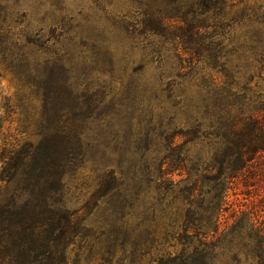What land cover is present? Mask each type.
<instances>
[{
    "label": "rangeland",
    "instance_id": "1",
    "mask_svg": "<svg viewBox=\"0 0 264 264\" xmlns=\"http://www.w3.org/2000/svg\"><path fill=\"white\" fill-rule=\"evenodd\" d=\"M198 1L0 0V175L16 174L0 182V210L42 206L36 177L57 176L46 202L79 222L57 264H162L197 245L181 241L186 199L215 141L189 144L185 133L214 113L264 117V73L243 66L245 34L264 39V29L232 24L215 40H183ZM227 4L228 18L264 14V0ZM22 154L24 166L9 169ZM256 180L238 182L229 201L264 224ZM247 242L229 249L242 264H252Z\"/></svg>",
    "mask_w": 264,
    "mask_h": 264
},
{
    "label": "trees",
    "instance_id": "2",
    "mask_svg": "<svg viewBox=\"0 0 264 264\" xmlns=\"http://www.w3.org/2000/svg\"><path fill=\"white\" fill-rule=\"evenodd\" d=\"M234 7V4L229 6L227 0H199L189 21L191 24H185L188 31L179 38L184 40L187 37L189 41L205 38L215 40L224 36V30L232 24H237L243 29L251 27L252 31L249 33L256 35L260 29H264V14L258 17L260 12L247 8L233 13L232 18H228ZM199 19H202V22H198ZM162 20L163 26L170 27L182 26L181 23H184L169 18ZM199 23H203L202 26H197ZM202 30L211 32L202 33ZM245 39L247 41L243 49L248 50V56L244 54L248 63L243 66L255 69L260 74L264 73V39L255 36L253 40L248 41L246 34ZM228 63L224 65L227 66L225 73L232 70L231 64L228 66ZM214 114L204 116L207 125L203 122L197 123L193 130L184 135L189 144L200 138L208 140L212 137L215 141V148L206 154L209 159L205 162L201 161L203 157L198 160L199 168L195 169L196 180L186 199L189 208L184 213L181 241L194 239L197 245L191 252L183 249L180 254L162 264H242L238 254L229 249L232 250L233 244L242 243L246 239L248 242L242 246L248 250L252 264H264V224L259 223L256 211L236 210L229 201V192L238 182L247 188L260 177L264 187V117L253 114L238 119L231 111ZM26 157L28 155L22 154L12 158L7 166L17 172V167L24 166ZM12 162H17V167L12 165ZM50 165L54 167L56 164L50 162ZM36 171L37 169L31 172L30 168L29 172L24 174L27 178L25 181L30 183L31 173L36 174ZM15 176V172L7 174L3 171L0 182L11 183ZM36 178L44 181H36V190L47 186L42 194V206L30 207L27 202L19 211L12 202L10 206L0 210V264H57L61 248H65L69 239L77 232L78 220L54 207L57 202L52 197L59 193L60 179L54 174L45 175L44 178L38 175ZM28 187L31 189V184ZM49 195L52 196L51 204L46 202ZM205 197L209 198V206L206 209L203 208ZM260 200L262 202L263 199ZM194 205L204 212V218L197 217V213L192 209ZM231 208L229 224L228 219L223 217ZM41 216L44 218L41 219Z\"/></svg>",
    "mask_w": 264,
    "mask_h": 264
}]
</instances>
